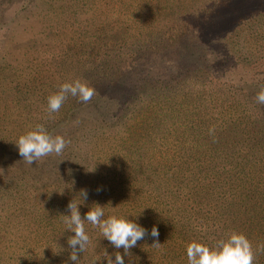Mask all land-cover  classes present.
I'll list each match as a JSON object with an SVG mask.
<instances>
[{"label":"trees","instance_id":"1","mask_svg":"<svg viewBox=\"0 0 264 264\" xmlns=\"http://www.w3.org/2000/svg\"><path fill=\"white\" fill-rule=\"evenodd\" d=\"M216 2L211 3L215 14L210 15L216 31L202 34L200 24L194 27L186 18L175 20L164 36V53L152 47L109 53L113 63L119 62L118 67L95 72L96 67L89 69L86 63H93V57L95 62L103 60L107 53L97 51L93 57L91 53L86 57L77 51L84 72L93 77L88 85L96 94L87 103L68 96L58 113L33 118L48 133L67 142L60 155L53 153L28 165L15 145L23 134L10 130L0 135V223L22 213L25 220L39 224L19 249L28 264H73L67 241L75 234L68 231L62 216H70L67 206L72 200L79 205L82 219L98 203L105 207V218L123 216L147 230L148 235L124 256V264H165L174 259L178 264H188L186 248L190 242L214 247L233 232L244 234L250 242L256 240L257 250L264 238V104L256 100L264 87V54L256 57L237 40L245 23L264 17V0ZM254 2H258L256 11L251 7L244 10L243 6ZM226 10H232L234 19H218L217 15ZM182 32L193 34L192 48H198V41L201 56L197 57L204 67L195 70L203 73L202 84L195 79L188 83L193 79L188 76L191 69L178 66L168 56ZM93 36L97 41L99 36ZM84 38L93 45L91 35H82L79 43ZM30 84L31 95L39 96L33 102L48 109L49 95L59 89L47 93L36 77ZM195 84L199 89L207 88L200 89L203 93L199 99L219 94L218 104L234 114L221 118L220 112H214L205 120L204 129L200 123L198 130L185 124L178 102L185 101V91L190 86L194 90ZM116 122L122 125L120 137L127 144L120 147L119 154H124L122 164L128 174L109 178L107 190L95 193L89 168L106 152L97 142L89 144L90 139H101V134L96 135L100 124ZM175 133L171 146L157 143L166 141L161 136L173 138ZM190 133L194 137L189 140ZM138 187L147 189L142 207L146 217L152 218L150 226L145 225L147 218L135 199L138 195H133ZM81 190L87 191V199ZM153 226L159 231V249L151 247L157 239L150 235ZM85 232L90 243L85 251L78 252L76 264H107L105 250L113 261L114 252L123 255V248L111 245L98 227L85 222ZM31 237L34 240H29ZM253 264H264V259L255 257Z\"/></svg>","mask_w":264,"mask_h":264},{"label":"rangeland","instance_id":"2","mask_svg":"<svg viewBox=\"0 0 264 264\" xmlns=\"http://www.w3.org/2000/svg\"><path fill=\"white\" fill-rule=\"evenodd\" d=\"M219 1L222 3L224 0H0V135H4L3 131L10 130L13 131L12 134H25L34 129V123L38 124L33 122V118L37 120L50 113L48 109H42L38 103L33 102L34 98L39 96L31 95L32 77H36L42 86L44 85L47 93H52L54 88L59 89L63 83H71L77 79L88 84L93 77L89 72H84V64L76 54L77 51L80 54L85 53L86 57L90 53L93 57L97 51L107 53L103 60L95 62L93 57V63H90V60L86 63L85 67L89 69L96 67L95 72L99 68L108 70L106 67H118L119 62L113 63L109 53L117 55L123 52H138L145 47L159 49L164 53V36H167V28L175 20L186 18L188 24H191L189 26L194 27L200 24L202 34L216 31L217 28H213L214 23H211L214 19L210 18L215 12L211 9V3ZM243 7L244 10L251 7L252 11H256L258 2ZM217 16H220L218 19H234L235 14L232 10H226ZM258 18L240 28L237 40V43L252 49L256 57L264 54V17ZM82 35H91L93 45L88 44V38L79 43ZM93 35L99 36L97 41ZM194 40L193 34L182 32L179 43L168 52V56L175 60L178 66L183 65L191 69L188 76L193 79H189L188 83L194 82L195 79L197 83L202 84L204 75L200 72L198 74L195 69L203 68L204 63L197 57L201 56L198 41L195 46L198 48H192L191 42ZM45 71L47 74L44 76ZM95 72L91 74L94 75ZM200 89L207 90L205 87ZM200 89L196 84L194 90L190 86L188 91H185V101L178 102L181 103L180 112L185 124L195 130L203 124L201 127L204 129L205 120L214 112H220L221 118L226 114H234L229 108L218 104L217 101L221 100L217 99L221 98L219 94H209L199 99L198 96L203 93ZM68 96L74 98L70 94ZM30 98L32 102L29 101ZM177 98L181 99V94ZM143 115L144 118L147 117L145 113ZM143 128L147 129L145 122ZM122 130V125L118 122L100 124L96 135L101 134V139H90L89 144L97 142L107 154L104 153L100 162L97 161L89 168L95 193L98 189L99 192L107 190L106 181L109 178L128 174V170L125 174L122 164L124 154H119L120 147L127 146L120 137ZM195 135L197 136V133ZM176 136V133L173 138L165 134L161 139L165 138L166 141L157 143H168V146H171L175 143ZM187 137L190 140L194 135L190 133ZM99 176L101 182L98 180ZM141 183L143 184L142 181ZM132 185L133 182L130 187ZM133 195H138L135 199L140 202L139 209L143 211V217L146 219V208H143L142 204L145 207L147 189L135 188ZM5 220L0 223V264H28L19 249L23 239L30 232L36 231L39 224L29 218L25 220L22 213L16 214L15 219H7L6 222ZM152 222V218H147L145 225ZM251 244L255 257L264 259V250L260 248L264 245V238L257 250H254L257 246L256 240ZM152 261L154 262L153 258ZM165 264L178 263L174 259Z\"/></svg>","mask_w":264,"mask_h":264},{"label":"clouds","instance_id":"3","mask_svg":"<svg viewBox=\"0 0 264 264\" xmlns=\"http://www.w3.org/2000/svg\"><path fill=\"white\" fill-rule=\"evenodd\" d=\"M69 94L78 97L81 102L87 103L96 93L94 88L79 79L71 83H63L58 92L48 97L49 112H58ZM256 100L264 104V87L257 93ZM66 143L62 136H53L47 132L43 125L37 124L34 130L19 136L15 145L19 155L23 157V161L31 165L34 161L38 162L53 153L60 155ZM80 193L84 199H87L86 190H81ZM67 208L70 211V216H62L68 231L75 234L67 241L71 247L69 259L73 264H76L79 259L78 252L85 251L90 243V238L85 232V222L98 227L103 237L116 249L123 248V255L119 251L113 253L115 261L105 250L107 264H124V256L131 254L130 249L136 247L137 242L148 235L145 228L123 216L111 215L105 218V207L98 203L91 206L90 210L85 213L84 219L81 217L79 205L74 200L69 202ZM150 235L157 238L151 247L159 249L162 245L158 242L159 231L155 226L152 227ZM77 245H79L78 249ZM260 248L264 250V245H261ZM186 255L188 264H253L255 259L251 242L244 234L236 232L231 233L227 239L217 241L214 247L195 241L190 242L186 248Z\"/></svg>","mask_w":264,"mask_h":264}]
</instances>
